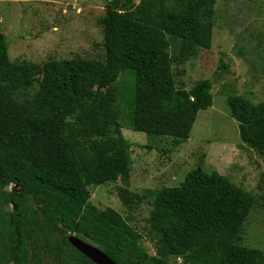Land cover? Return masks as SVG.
Wrapping results in <instances>:
<instances>
[{
  "label": "trees",
  "instance_id": "16d2710c",
  "mask_svg": "<svg viewBox=\"0 0 264 264\" xmlns=\"http://www.w3.org/2000/svg\"><path fill=\"white\" fill-rule=\"evenodd\" d=\"M215 3L140 0L127 7L107 0L100 18L103 59L10 61L0 32V264H29L31 254L52 253L51 247H59L57 260L64 262L70 233L118 264H169V258H180L177 264H264L260 249L240 243L255 196L217 171L197 167L179 185L151 191L155 255L141 246L127 218L90 202V186L118 177L127 184L131 171V143L118 120L121 72L131 74L133 130L169 136L174 147L210 106L211 80L177 88L172 66L210 47ZM227 104L241 140L264 158V100L229 95ZM118 195L124 204L143 197L122 187ZM77 260L91 263L81 254Z\"/></svg>",
  "mask_w": 264,
  "mask_h": 264
},
{
  "label": "rangeland",
  "instance_id": "374dc122",
  "mask_svg": "<svg viewBox=\"0 0 264 264\" xmlns=\"http://www.w3.org/2000/svg\"><path fill=\"white\" fill-rule=\"evenodd\" d=\"M106 1L0 0V32L6 37L9 60L103 59L100 18ZM122 1L131 7L140 0ZM211 22L210 47L199 48L196 57L172 66L177 88L190 89L198 80H211L210 106L198 112L189 138L177 147L169 136L133 130L131 74L121 72L116 80L123 95L118 101V120L122 135L131 143L127 150L131 171L127 184L118 177L90 186V202L98 209L113 208L127 218L150 255H155L149 223L151 191L179 185L197 167L217 171L255 196L256 203L241 227L240 243L264 253V158L241 140L227 104L229 95L252 103L264 100V0H216ZM174 43L171 51L178 42ZM121 187L143 197L124 204L118 195ZM180 260L169 258L168 262Z\"/></svg>",
  "mask_w": 264,
  "mask_h": 264
},
{
  "label": "flooded vegetation",
  "instance_id": "af4514ba",
  "mask_svg": "<svg viewBox=\"0 0 264 264\" xmlns=\"http://www.w3.org/2000/svg\"><path fill=\"white\" fill-rule=\"evenodd\" d=\"M10 206L12 207V205L10 204ZM9 206V207H10ZM1 207V206H0ZM6 210L8 209H10V208H8V207H6L5 208ZM70 236H75V237H77V238H79V239H81V240H83V241H85V242H87V243H89L88 241H86V240H84V239H82V238H80V237H78L76 234H67V241H68V238L70 237ZM68 243H69V241H68ZM89 244H91V243H89ZM69 245L71 246H67V245H65V246H63L62 247V254H63V256H64V258L65 259H67V260H65L64 262H59L57 259H58V257H59V252H60V250L58 249L59 247H51V249L52 250H54L52 253H48V252H46V253H39V254H31L30 255V260H29V264H96V263H94V262H92L90 259V261H91V263H89V262H87V261H84V262H82V261H78L77 259L80 257V254L81 255H84V254H82L80 251H78L75 247H73L70 243H69ZM93 245V244H92ZM98 248V247H97ZM72 249H75L76 251H74V250H72ZM99 249V248H98ZM101 250V249H100ZM102 251V250H101ZM103 252V251H102ZM39 256V258H40V261L41 262H36V261H34L32 258H34V257H38ZM85 256V255H84ZM52 259H54L55 261H52ZM5 264H16V262L14 261V260H12V259H9V260H5ZM118 264V263H117Z\"/></svg>",
  "mask_w": 264,
  "mask_h": 264
},
{
  "label": "water",
  "instance_id": "95a60500",
  "mask_svg": "<svg viewBox=\"0 0 264 264\" xmlns=\"http://www.w3.org/2000/svg\"><path fill=\"white\" fill-rule=\"evenodd\" d=\"M69 243L96 264H117L96 246L89 244L75 236L68 238Z\"/></svg>",
  "mask_w": 264,
  "mask_h": 264
},
{
  "label": "built area",
  "instance_id": "2783aa9c",
  "mask_svg": "<svg viewBox=\"0 0 264 264\" xmlns=\"http://www.w3.org/2000/svg\"><path fill=\"white\" fill-rule=\"evenodd\" d=\"M180 260V258H178Z\"/></svg>",
  "mask_w": 264,
  "mask_h": 264
},
{
  "label": "bare ground",
  "instance_id": "6f19581e",
  "mask_svg": "<svg viewBox=\"0 0 264 264\" xmlns=\"http://www.w3.org/2000/svg\"><path fill=\"white\" fill-rule=\"evenodd\" d=\"M101 249V248H100Z\"/></svg>",
  "mask_w": 264,
  "mask_h": 264
}]
</instances>
